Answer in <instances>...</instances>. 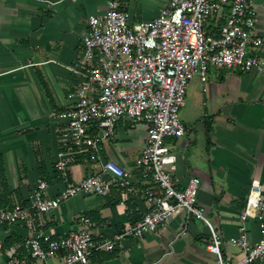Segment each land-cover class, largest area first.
Wrapping results in <instances>:
<instances>
[{
	"label": "crops",
	"instance_id": "obj_1",
	"mask_svg": "<svg viewBox=\"0 0 264 264\" xmlns=\"http://www.w3.org/2000/svg\"><path fill=\"white\" fill-rule=\"evenodd\" d=\"M107 1L0 0V196L11 205H27L42 179L48 183L47 195L55 197L98 172L104 161L124 168L135 190L114 186L106 197L78 195L49 213L33 212L26 221L1 224L0 263L25 257L24 243L37 232L59 237L87 228L97 241L111 238L150 210L146 191L159 192L154 183L141 180L136 165L146 123L120 121L115 136L101 143L98 162L86 156L69 161L67 180L56 167L57 154L67 147L66 125L58 114L74 103L78 79L73 69L81 63L89 17L102 16ZM119 1L133 25L157 18L170 0ZM254 1L257 33L264 40V0ZM225 23L226 14L217 15L205 31L217 35ZM256 54L264 60V45ZM180 118L185 135L168 141L177 155L176 187L191 177L200 179L198 203L224 239L243 233L250 244L264 239L255 218L241 219L251 182L259 180L264 187V75L209 68L204 84L199 77L189 83ZM209 241V227L183 211L141 239L127 238L112 251L93 253L87 264H214ZM223 253L231 262L244 256L231 244ZM29 264L63 262L58 255ZM253 264H264V258Z\"/></svg>",
	"mask_w": 264,
	"mask_h": 264
},
{
	"label": "built area",
	"instance_id": "obj_2",
	"mask_svg": "<svg viewBox=\"0 0 264 264\" xmlns=\"http://www.w3.org/2000/svg\"><path fill=\"white\" fill-rule=\"evenodd\" d=\"M224 13L226 23L219 34H207L210 19ZM88 22L81 63L73 69L78 79L71 95L74 103L58 114L66 125L67 147L57 154L56 167L67 180L69 161L86 156L98 162L101 143L115 136L120 121L146 123V141L136 165L141 180L151 181L159 192L146 191L150 210L141 221L111 238L97 241L87 228L59 237L37 232L24 243L25 257L14 256L0 264H29L58 255L63 264H87L93 253L112 251L127 238L141 239L183 211L209 227L207 250L215 255L214 264H253L264 258V239L250 244L244 233L229 240L221 237L198 203L199 178L191 177L184 187H176L177 155L168 143L185 135L180 110L195 77L204 84L209 68L256 70L264 75V60L256 54L264 40L257 33L255 1L170 0L157 18L131 25L120 1L108 0L106 12L90 16ZM114 186L135 194L128 173L114 161L101 162L98 172L68 185L55 197L47 195L48 183L38 180L27 205L0 210V225L26 221L33 212L49 213L78 195L106 197ZM250 217L264 233V187L256 179L241 212L243 221ZM227 244L242 249L240 261L231 262L224 256Z\"/></svg>",
	"mask_w": 264,
	"mask_h": 264
},
{
	"label": "trees",
	"instance_id": "obj_3",
	"mask_svg": "<svg viewBox=\"0 0 264 264\" xmlns=\"http://www.w3.org/2000/svg\"><path fill=\"white\" fill-rule=\"evenodd\" d=\"M3 185H5V182L4 183H2ZM21 206L22 205H25V203H22V204H20ZM13 207H15V205H11L10 203H9V201H7V198L4 196H0V210H2V209H6V208H13Z\"/></svg>",
	"mask_w": 264,
	"mask_h": 264
}]
</instances>
